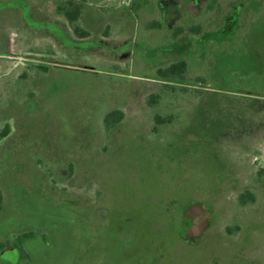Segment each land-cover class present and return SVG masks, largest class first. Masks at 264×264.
I'll return each instance as SVG.
<instances>
[{"label": "rangeland", "instance_id": "rangeland-1", "mask_svg": "<svg viewBox=\"0 0 264 264\" xmlns=\"http://www.w3.org/2000/svg\"><path fill=\"white\" fill-rule=\"evenodd\" d=\"M80 1L0 0V264H264V0Z\"/></svg>", "mask_w": 264, "mask_h": 264}, {"label": "trees", "instance_id": "trees-1", "mask_svg": "<svg viewBox=\"0 0 264 264\" xmlns=\"http://www.w3.org/2000/svg\"><path fill=\"white\" fill-rule=\"evenodd\" d=\"M85 0H81L79 3H76L74 8L70 9H62L59 8V11H62L64 15L67 17V19L70 21L74 31L80 35V36H86L88 34L87 31L82 30L80 26L78 25V20L80 18L81 14V9L83 6V2ZM69 5H74L73 1H68ZM179 32V31H178ZM178 33H176L177 35ZM186 69V62L184 60L177 61L172 63L166 68H160L158 70V75L161 78L164 79H170L172 77H176L177 75H181ZM151 102H156L157 101V96L156 95H151L150 98ZM124 116L123 111L119 109H113L107 112V114L104 117V125L108 130H111L112 128L116 127L117 124L122 120ZM156 122L158 124L167 122V118L161 117L160 115H157L155 118ZM9 132V127L8 125L0 132V139L5 137ZM0 201H1V196H0ZM238 201L242 205H246L249 202H254L255 201V195L252 193L250 190L242 192L239 197ZM32 235V232H25L21 235H19L15 241V244L18 246V248L21 250V257L22 258H27V259H32V255L25 251L23 248V240L30 237ZM4 247V243L0 242V250Z\"/></svg>", "mask_w": 264, "mask_h": 264}, {"label": "flooded vegetation", "instance_id": "flooded-vegetation-1", "mask_svg": "<svg viewBox=\"0 0 264 264\" xmlns=\"http://www.w3.org/2000/svg\"><path fill=\"white\" fill-rule=\"evenodd\" d=\"M160 6L162 8V14L165 17V20H169V26L171 25V22H177L181 17V7L179 4L178 0H160ZM228 21L226 22V24L224 25V29H229L232 26V23L235 22L234 19H232V17H228L227 19ZM31 232V231H28ZM25 233V232H24ZM23 234V233H22ZM21 235V234H19ZM18 235V236H19ZM17 236V237H18ZM17 239V238H16ZM15 239V241H16ZM38 239L37 235H34L32 233V235L26 239L23 240V248L25 249V251L29 252L31 255L32 253L28 250L29 249V245L31 242L36 241ZM4 248V247H3ZM3 248L0 251H3ZM7 251H15L16 255H17V261H30L31 259H27V258H22L21 257V250L18 248V246L15 244V242L13 243V245H11L10 247L7 248Z\"/></svg>", "mask_w": 264, "mask_h": 264}]
</instances>
